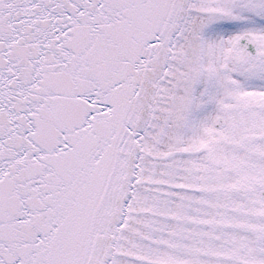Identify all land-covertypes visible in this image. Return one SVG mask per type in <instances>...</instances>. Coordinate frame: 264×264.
<instances>
[{"label":"snow or ice","instance_id":"obj_1","mask_svg":"<svg viewBox=\"0 0 264 264\" xmlns=\"http://www.w3.org/2000/svg\"><path fill=\"white\" fill-rule=\"evenodd\" d=\"M0 264H264V0H0Z\"/></svg>","mask_w":264,"mask_h":264}]
</instances>
